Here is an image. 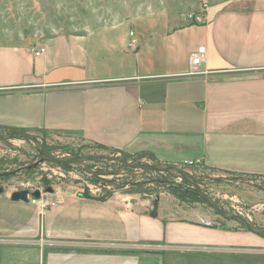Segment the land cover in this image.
Wrapping results in <instances>:
<instances>
[{
	"label": "crops",
	"instance_id": "crops-1",
	"mask_svg": "<svg viewBox=\"0 0 264 264\" xmlns=\"http://www.w3.org/2000/svg\"><path fill=\"white\" fill-rule=\"evenodd\" d=\"M135 30L122 23L32 48L0 47V130L66 133L168 165L201 160L264 179V0L211 4L202 25ZM201 46L209 74L187 77ZM52 200L57 205L42 210L0 195V264H144L142 251L167 247L237 256L200 264H264V239L172 222L163 200L157 219L117 201Z\"/></svg>",
	"mask_w": 264,
	"mask_h": 264
},
{
	"label": "rangeland",
	"instance_id": "rangeland-1",
	"mask_svg": "<svg viewBox=\"0 0 264 264\" xmlns=\"http://www.w3.org/2000/svg\"><path fill=\"white\" fill-rule=\"evenodd\" d=\"M202 1L0 0V47L32 48L57 35H85L122 23L133 31L137 27L148 30L165 25L177 28L188 21L189 14L200 9ZM208 1L215 4L228 0ZM54 160L73 162L63 166ZM140 165L174 166L188 175L136 169ZM0 187L7 195L40 190L42 198L38 201L55 202L54 195L106 199L131 204L138 212H144L145 208L153 210V201L160 196L164 203L162 215L172 222L223 225L231 232L254 236L262 243L264 239L235 219H244L255 230L264 232L263 178L218 172L204 166L168 165L150 156L105 150L66 133L34 130L12 134L0 130ZM48 188L54 194L47 193ZM178 193H189L194 198L182 199ZM206 198L213 207L226 213L228 219L218 214ZM38 241L41 245L46 243L43 236ZM152 251L159 249L141 252L148 256L144 264H200L212 259L235 262L237 257L195 253L185 247L179 250L167 247L161 255H153Z\"/></svg>",
	"mask_w": 264,
	"mask_h": 264
},
{
	"label": "built area",
	"instance_id": "built-area-1",
	"mask_svg": "<svg viewBox=\"0 0 264 264\" xmlns=\"http://www.w3.org/2000/svg\"><path fill=\"white\" fill-rule=\"evenodd\" d=\"M211 4L208 0H203L200 6V9L197 12H193L187 16V19L190 23L202 25L206 22L208 13L210 11ZM133 40L131 41L129 47L136 50L138 48V40L134 38L132 33ZM46 53V49H39L34 51L36 57L42 56ZM207 61V49L204 46H201L196 52L192 53L189 58V71L186 74L187 77H201L208 75L209 72L204 69V65ZM185 167H203L201 160L190 161L185 164ZM42 198V197H41ZM39 199L30 198L32 204L41 206L42 210H47L52 207H55L57 203L51 201H38Z\"/></svg>",
	"mask_w": 264,
	"mask_h": 264
},
{
	"label": "water",
	"instance_id": "water-1",
	"mask_svg": "<svg viewBox=\"0 0 264 264\" xmlns=\"http://www.w3.org/2000/svg\"><path fill=\"white\" fill-rule=\"evenodd\" d=\"M18 133V132H16ZM26 137V136H24ZM73 162V161H72ZM71 161L69 160H66V161H62V160H54V163L58 164V165H66V164H70L72 163ZM130 169H134L133 166L131 165H128ZM136 169H141V170H149V171H152V172H158V173H177L181 176H187L188 174H186L185 171L183 170H180L179 168H176L174 166H167V167H164V168H159L157 166H146V165H140L138 166ZM47 193H50V194H54V190L52 188H48ZM5 193V189L3 187H0V195L4 194ZM42 197V192L40 190H37L35 192H30L29 190H23V191H18V192H14L12 193L11 195V200L12 201H15V202H25V203H28L30 202V198H34V199H41ZM160 196H157L156 199L153 201V210L150 214L151 218L153 219H157L159 217V204H160ZM206 202H208L210 204V202L208 201V199L206 198ZM211 207L212 204H210ZM217 212L218 214H220L225 220L228 219V216L226 213L222 212L221 210L213 207ZM236 220L242 222L243 224H245V226L247 227V229L257 235V236H260L262 238H264V232L261 231V230H255L250 224L249 222H247L246 220L244 219H241V218H238V217H235Z\"/></svg>",
	"mask_w": 264,
	"mask_h": 264
},
{
	"label": "trees",
	"instance_id": "trees-1",
	"mask_svg": "<svg viewBox=\"0 0 264 264\" xmlns=\"http://www.w3.org/2000/svg\"><path fill=\"white\" fill-rule=\"evenodd\" d=\"M191 25H196V24H193V23H191ZM197 25H199V24H197ZM24 132V131H23ZM10 133H12V134H15L16 132L15 131H11ZM63 166H68V164H66V165H63ZM177 196H179L180 198H188V197H190V198H194L191 194H189V193H184V194H177ZM90 198H93V197H90ZM96 199V198H95ZM101 200H106V199H101Z\"/></svg>",
	"mask_w": 264,
	"mask_h": 264
}]
</instances>
